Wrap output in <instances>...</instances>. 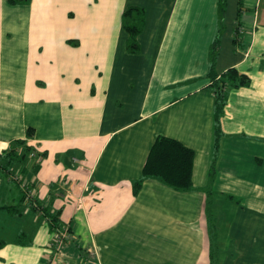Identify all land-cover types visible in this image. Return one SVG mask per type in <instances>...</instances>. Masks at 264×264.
<instances>
[{"label":"crops","instance_id":"1","mask_svg":"<svg viewBox=\"0 0 264 264\" xmlns=\"http://www.w3.org/2000/svg\"><path fill=\"white\" fill-rule=\"evenodd\" d=\"M16 1L0 0V155L26 140L43 158L0 173V207L18 211L0 212V264H264V0L223 17L221 0ZM129 7L146 13L139 55ZM214 52L251 86L229 93L210 186ZM160 136L195 152L194 190L150 179L135 196ZM55 216L72 232L57 252Z\"/></svg>","mask_w":264,"mask_h":264},{"label":"trees","instance_id":"2","mask_svg":"<svg viewBox=\"0 0 264 264\" xmlns=\"http://www.w3.org/2000/svg\"><path fill=\"white\" fill-rule=\"evenodd\" d=\"M16 0H9L10 4H16ZM221 16L226 14L228 2L227 0H221ZM239 9H244V0H239ZM145 10L137 7H129L123 15V27L128 34L127 40V52L133 55H139L141 53V46L138 42L139 36L142 34L145 28ZM239 25V29H240ZM238 29V30H239ZM237 33H240L237 31ZM241 35V34H237ZM220 44L218 39L215 45ZM217 48V47H215ZM211 67L208 73V79L210 81V88L215 95V156L211 166V174L209 184L212 186L216 176V163H217V152L220 148V140L223 137L222 121L225 117V109L228 104L229 93L234 89L241 87L251 86V79L239 72L238 69L233 68L228 70L224 75H219L216 71V61L218 53H212ZM33 131L29 130L28 136L32 137ZM34 148L28 144L26 140H19L16 142L11 150L5 151L0 155V173L7 172L11 175V169L15 166H21L30 157H37L38 155L33 151ZM41 157V156H40ZM43 157H41L42 160ZM39 156L36 168L40 167ZM195 163V152L185 146L178 140L170 139L167 137L160 136L157 138L147 160V163L143 170V176L140 181L134 184V195L138 196L141 191L143 184L146 180L156 179L163 184L170 187L172 190L177 192H191L194 190L193 186V169ZM12 183L19 187L21 194L23 195V202L29 204L28 208L31 207L36 209L34 205L36 199L32 202L26 200L28 192H33V188L29 183L22 178L13 174L11 178ZM26 185V186H25ZM29 187V188H28ZM26 191H25V190ZM29 189V190H27ZM31 190V191H30ZM211 191L208 192L210 194ZM35 196V193H34ZM1 211H7L11 215H15L18 211L16 207L2 206ZM51 225L54 230L61 227L57 217L50 218ZM65 225V224H64ZM215 229V225L212 224L211 230ZM24 235L18 238L19 243H23ZM6 245V242L0 239V249ZM216 254L211 252L210 264H214L216 260Z\"/></svg>","mask_w":264,"mask_h":264},{"label":"built area","instance_id":"3","mask_svg":"<svg viewBox=\"0 0 264 264\" xmlns=\"http://www.w3.org/2000/svg\"><path fill=\"white\" fill-rule=\"evenodd\" d=\"M26 200L28 202H32L35 200V196L32 191L27 193ZM71 240H72V232L70 226L61 225V227L57 229L54 235V239L51 242V249L54 250V252H57L60 249H62Z\"/></svg>","mask_w":264,"mask_h":264},{"label":"rangeland","instance_id":"4","mask_svg":"<svg viewBox=\"0 0 264 264\" xmlns=\"http://www.w3.org/2000/svg\"><path fill=\"white\" fill-rule=\"evenodd\" d=\"M220 234L231 235V234H234V233H233V229H230V228L226 227V228H222L221 229ZM222 246H221V248H222Z\"/></svg>","mask_w":264,"mask_h":264},{"label":"bare ground","instance_id":"5","mask_svg":"<svg viewBox=\"0 0 264 264\" xmlns=\"http://www.w3.org/2000/svg\"><path fill=\"white\" fill-rule=\"evenodd\" d=\"M29 188V187H28ZM25 190V189H24ZM27 190H29V189H27ZM26 191V190H25ZM31 191V190H30Z\"/></svg>","mask_w":264,"mask_h":264}]
</instances>
